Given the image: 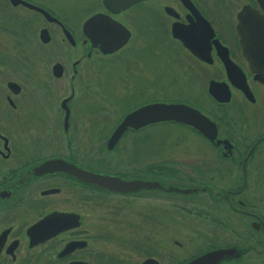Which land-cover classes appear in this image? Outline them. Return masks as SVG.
<instances>
[{
  "label": "flooded vegetation",
  "instance_id": "flooded-vegetation-1",
  "mask_svg": "<svg viewBox=\"0 0 264 264\" xmlns=\"http://www.w3.org/2000/svg\"><path fill=\"white\" fill-rule=\"evenodd\" d=\"M50 1L0 0V52L9 53V60L0 55V264H137L134 252L139 264H186L222 249L229 253L215 264H264V50L244 52L241 42L264 24V0H137L114 12L103 0H83L88 11L72 23ZM95 14L116 34L125 27L127 41L112 52L94 44L84 24ZM168 41L184 89L170 98L164 80L153 88L149 59L166 52ZM8 71L19 77L6 78ZM158 103L199 111L215 126L212 138L160 121L127 127L109 147L126 115ZM167 125L197 140L196 162L103 160ZM54 160L57 167L40 170ZM66 165L148 185L109 190ZM90 202L131 231L149 233L122 240L98 233L96 241L120 244L95 250L86 227ZM184 230L195 242L186 256ZM168 231L170 240L151 236Z\"/></svg>",
  "mask_w": 264,
  "mask_h": 264
},
{
  "label": "rangeland",
  "instance_id": "rangeland-1",
  "mask_svg": "<svg viewBox=\"0 0 264 264\" xmlns=\"http://www.w3.org/2000/svg\"><path fill=\"white\" fill-rule=\"evenodd\" d=\"M52 10L55 12H60L64 18L69 22H78L80 17L83 14H86L88 11V5L83 0H51L49 4H47ZM159 38H162V31H156ZM140 39L135 36V41ZM166 52H151L149 55L150 59V67L152 68V72L154 73V77L156 78V85H153V88H159L161 86V81H165L164 94L168 96V98L172 96H178L184 94V89L178 83V74L176 73V64L179 60L178 54L175 52V46L167 42L165 46ZM63 52H68L67 50H62ZM61 51V52H62ZM53 52V50H51ZM3 54V55H2ZM7 53L0 52L2 58H7L9 60V56ZM6 78H15L19 77L18 74L8 71L5 74ZM201 97H205L202 94L199 96V101L201 103L206 102L207 99H202ZM112 121H109V124ZM163 133H159L155 136H151L146 139L147 142H140L138 137V142H130L126 145L128 149L133 150L130 151L125 149V151H119L111 154H103L104 161H112L116 160L118 162H122L124 165L128 164V160H135V164L137 161H143L147 158H151V160H165L168 161L169 164H174L180 162L184 163L185 166H189L192 162H196V152L192 149L193 146L198 144L197 140L193 138L192 134L187 131H182V129L176 125H167L164 129H161ZM183 134V136H182ZM143 138V137H142ZM182 140V142H181ZM136 141V140H134ZM135 143V145H133ZM142 143V144H140ZM140 144V145H139ZM135 146V147H134ZM97 152L95 151L93 154L95 155ZM90 155V154H89ZM91 203V204H90ZM87 208V221L86 227L89 233L94 234L92 248L95 250H102L103 252H113L118 250V245L120 242L109 241V242H99L96 241V236L98 233L110 232L114 236H118L119 238H129L134 239L133 234L136 237L146 236L149 232L130 230L127 227L122 226L117 221H112L110 218L106 217V213L100 206H97L95 202H90ZM152 203H161L159 201H152ZM163 204V203H162ZM166 205L168 208H171L170 203ZM165 205V204H164ZM157 206V205H153ZM190 225H193V222H188ZM186 224V223H185ZM185 229V228H184ZM153 240L165 239V237L170 240L175 236L172 232L168 231L165 235L160 232L151 233ZM120 238V239H121ZM184 255H188L194 251V240L192 239V233L184 230ZM122 240V239H121ZM103 241V240H102ZM170 247V244H169ZM175 249V248H174ZM135 254V255H134ZM125 255V254H124ZM132 255V254H131ZM130 255V256H131ZM133 258L137 259V264L142 260L141 255L138 252L133 253ZM138 257V258H136Z\"/></svg>",
  "mask_w": 264,
  "mask_h": 264
},
{
  "label": "water",
  "instance_id": "water-1",
  "mask_svg": "<svg viewBox=\"0 0 264 264\" xmlns=\"http://www.w3.org/2000/svg\"><path fill=\"white\" fill-rule=\"evenodd\" d=\"M137 0H103L104 5L111 11H117L118 9H123L129 6L131 3ZM101 14H95L91 16L84 24V27L89 28V36L94 44L97 42L103 45L104 52H112L123 43H125L129 37V31L123 27V33L120 35L118 32L115 33V27L108 25L103 27L101 24L102 19ZM264 24L260 25L259 28L256 27V33L248 32L247 36H242L241 42L243 43L244 52H252L255 55L257 50H264ZM173 34L176 31L173 26ZM48 41V40H45ZM13 86V85H11ZM212 88V85L210 86ZM160 121H175L183 122L193 126L195 129L201 131L207 137L212 138L208 131L215 130V126L211 123L204 115L199 111L184 105L177 103H158L151 104L141 107L128 115L123 119L120 125L116 128L114 133L109 138L108 145L112 147L114 143L119 139L123 131L127 127L139 128L150 123H156ZM57 162L59 161H49L40 167V170H46L51 167H57ZM62 167V166H60ZM66 172L72 174L78 179L93 184L95 186L103 187L109 190H115L118 186H123L122 189H134L136 186L146 183L135 184L133 182L125 183L115 177L105 176L98 174L89 170H83L75 166L62 167ZM121 184V185H119ZM49 219H45L41 223H47ZM40 225V224H39ZM227 249L217 250L208 252L196 259L186 263V264H215L219 259L228 255ZM149 260H146L143 264H148Z\"/></svg>",
  "mask_w": 264,
  "mask_h": 264
}]
</instances>
